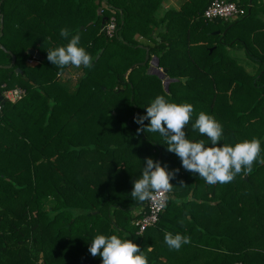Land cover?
Returning <instances> with one entry per match:
<instances>
[{"label": "trees", "instance_id": "16d2710c", "mask_svg": "<svg viewBox=\"0 0 264 264\" xmlns=\"http://www.w3.org/2000/svg\"><path fill=\"white\" fill-rule=\"evenodd\" d=\"M163 1L0 0V90L25 91L0 111V264H101L88 250L92 239L128 233L149 264H264V164L208 184L182 167L165 137L138 133L134 120L163 95L193 105L188 139L211 144L192 127L203 111L223 126L220 144L256 137L264 158V0H230L244 9L234 20L204 19L212 0L160 13ZM112 16L117 32L108 38L101 20ZM61 28L79 33L93 57L74 81L60 79L70 65L47 59L67 43ZM235 47L253 72L229 53ZM29 49L43 59L30 65ZM8 51L15 62L5 68ZM153 56L174 79L167 88L148 72ZM146 157L175 175L159 221L138 233L131 210L146 201L130 193ZM172 223L170 233L190 237L179 250L164 241ZM148 238L160 246L147 250Z\"/></svg>", "mask_w": 264, "mask_h": 264}, {"label": "clouds", "instance_id": "9594fccd", "mask_svg": "<svg viewBox=\"0 0 264 264\" xmlns=\"http://www.w3.org/2000/svg\"><path fill=\"white\" fill-rule=\"evenodd\" d=\"M60 36L67 43L47 50V59L51 64L61 69L69 65L75 68L93 66V57L81 46L79 33L71 35L68 28H61ZM193 111L190 103L171 102L165 96L157 95L146 107L144 116L134 117L135 122L140 125L137 132H158L165 137L167 150L180 158L182 167L198 174L208 184L230 183L239 174H251L254 163L264 164L261 141L258 138L245 139L234 145L220 144L223 126L212 115L203 111L198 114L192 127L206 135L211 144L206 145L203 140L193 142L188 139L185 127L192 119ZM145 119L149 121L147 125H144ZM174 175L175 172L168 171L159 161L146 157L141 176L133 181L131 198L140 203L152 201L163 210L173 191L170 181ZM180 223L183 224V221ZM164 241L170 249L179 250L182 245L190 243V237L166 232ZM88 250L93 257H101V264H149L139 245L115 234H97Z\"/></svg>", "mask_w": 264, "mask_h": 264}, {"label": "built area", "instance_id": "2783aa9c", "mask_svg": "<svg viewBox=\"0 0 264 264\" xmlns=\"http://www.w3.org/2000/svg\"><path fill=\"white\" fill-rule=\"evenodd\" d=\"M244 14V9L239 7L235 2L230 0H212L209 5L203 11V18L206 20H212L215 18H222L223 20H234ZM101 33L108 38L115 36L117 32V24L115 17H110L104 22L100 29ZM161 69V68H160ZM2 87H5L4 84ZM2 98L6 99V102H15L24 97L25 91L20 87L5 88L0 90ZM0 101V111L3 108ZM136 213L139 214L133 223L137 226V232L142 233L148 227L154 226L160 219V215L163 210H160L158 206L152 201H146L144 206L138 207ZM136 214V215H137Z\"/></svg>", "mask_w": 264, "mask_h": 264}, {"label": "crops", "instance_id": "0c3cea01", "mask_svg": "<svg viewBox=\"0 0 264 264\" xmlns=\"http://www.w3.org/2000/svg\"><path fill=\"white\" fill-rule=\"evenodd\" d=\"M185 0H164L163 1V3H162V7H161V12L160 13H163V11L165 10V9H171V8H179L180 7V5L184 2ZM36 52V51H35ZM42 57V56H41ZM154 57V56H153ZM35 58V57H34ZM43 58V57H42ZM37 58H35V59H31V60H28V63L30 64V63H32V64H30V65H35V64H37V62H39V59L38 60H36ZM136 210H138L137 209V207H134L132 210H131V212H132V215L134 214V215H136L137 213H136ZM176 213H177V210H175V218H176ZM174 218V219H175ZM172 230H176V228H174V226H173V223L172 224H170V231L169 232H173ZM174 233V232H173ZM123 237H125L126 239H130L131 237H129V233L128 234H124V236ZM131 240H133L132 238H131ZM161 244V243H160ZM154 245H158V246H160L159 245V241L157 242V238H155V239H147V240H145V246H147V250H150ZM141 249L143 250V244H142V246H141ZM144 252V251H143ZM162 252V251H161ZM165 255V253H162L161 254V260L162 261H165L166 260V256L165 257H163ZM181 255H182V253H181ZM188 257H190V254L188 255Z\"/></svg>", "mask_w": 264, "mask_h": 264}, {"label": "water", "instance_id": "95a60500", "mask_svg": "<svg viewBox=\"0 0 264 264\" xmlns=\"http://www.w3.org/2000/svg\"><path fill=\"white\" fill-rule=\"evenodd\" d=\"M105 20H106V17H103L102 20H101V27L104 24ZM8 52L11 55L12 60H11L10 64L4 66L5 68L11 67L14 64V62H15L14 55L10 51H8ZM28 54L34 56L35 58H37L39 60H42L43 59L40 56V54L38 52H35V50H33V49H29L28 50ZM147 60H148V54L145 55L144 62L147 61ZM15 71L16 72H20L21 70L19 68H16ZM148 72L149 73H155L159 77L164 78V86H165V88H167V86H168V84H169V82L171 80H174V79H169V78H166L165 77L167 70L166 69H160L158 67V59L156 57H152V59L150 60V66H149ZM0 101L2 102V104H5L6 99L5 98H2V96L0 95Z\"/></svg>", "mask_w": 264, "mask_h": 264}, {"label": "rangeland", "instance_id": "374dc122", "mask_svg": "<svg viewBox=\"0 0 264 264\" xmlns=\"http://www.w3.org/2000/svg\"><path fill=\"white\" fill-rule=\"evenodd\" d=\"M234 1H237V0H234ZM159 12H161V8L159 10ZM229 53L232 55V57L234 56L235 59L239 62V63H242L244 65V67L250 71V72H253L255 70V65L253 63H251L245 56V53L244 51L241 49H237L236 47L235 48H230L229 50ZM32 64V63H30ZM77 76V73L75 71V67L73 66H70L69 67V70L67 72V74L65 75V77L60 76V79L61 80H64L66 78H71L73 81H74V78ZM63 78V79H62Z\"/></svg>", "mask_w": 264, "mask_h": 264}]
</instances>
